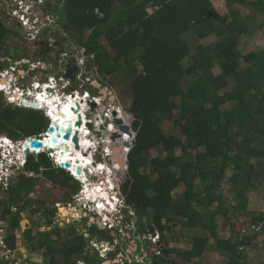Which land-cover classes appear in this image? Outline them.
<instances>
[{"label": "trees", "instance_id": "obj_1", "mask_svg": "<svg viewBox=\"0 0 264 264\" xmlns=\"http://www.w3.org/2000/svg\"><path fill=\"white\" fill-rule=\"evenodd\" d=\"M256 1L264 14V0ZM56 3L55 13L63 31L73 44L93 56L97 77L130 99L128 113L135 118V140L127 156L123 195L126 204L139 209V214L148 218L147 225L160 235L163 258L169 260L166 257L172 253L189 254L201 261L213 252L228 259L227 264H254L245 246L264 236V223H260L264 209L255 212L250 208L251 195L264 187V50L244 54L241 43L257 28L250 27L238 9L231 10L226 21L212 0ZM6 19L0 15V46L19 36L6 25ZM100 38L107 45L98 50ZM187 59L194 64L185 67ZM3 68L0 62V72ZM231 83L232 93L228 95L224 91ZM119 118L127 123L122 110ZM165 123L172 124L170 132L165 130ZM111 124L116 125L115 120ZM49 125L44 112L13 108L0 98V135L16 142L42 139ZM118 138V142L109 140V146L123 172L118 157L128 149L120 145L126 141L123 135ZM153 151L164 156L152 158ZM42 179L74 194L79 191L75 179L56 168L47 152L28 155L17 183L9 186L5 199L0 198V222L8 223L4 240L13 251L24 212L32 207V195ZM225 186L227 193L222 191ZM181 187L184 192L175 198ZM262 199L264 194L259 201ZM41 212L44 225L53 226L55 211ZM245 217L253 218L252 226L260 229L254 236L241 237L243 232H234V221ZM221 220L233 229L228 239L217 231L215 224ZM176 221L204 232L192 237L188 251L166 247ZM96 230L93 226L91 233L95 235ZM28 232L31 235L30 229ZM62 232L55 227L33 238L35 251L45 250L42 264H74V256L85 264L104 263L98 253L86 251L90 241L75 227L66 238ZM255 242L254 248H258Z\"/></svg>", "mask_w": 264, "mask_h": 264}, {"label": "rangeland", "instance_id": "obj_2", "mask_svg": "<svg viewBox=\"0 0 264 264\" xmlns=\"http://www.w3.org/2000/svg\"><path fill=\"white\" fill-rule=\"evenodd\" d=\"M43 1L45 2L46 0H43ZM56 1H60V0H55V2ZM212 2L214 4L216 10L223 17V19H225L226 21H229L230 20L229 12L231 10H233V9L234 10H237L238 9V10H240L242 12V14H244V18L248 21V25L250 27H252V28H257V32L253 36H250L249 38H245L244 40H242L241 50H242V52L244 54H249V53H251L253 51L255 52V51H259V50H264V27L263 26L261 27V23L264 21V14L259 11V9H258L259 6H258V3H257L256 0H212ZM0 14L5 15L4 11H2V8H0ZM60 28H63V26L60 25ZM50 31H52V30H50ZM19 41H22L21 40V36H14V39H13V37H10L9 41H7V47H6V49L8 50L14 44H16V47H19L24 52V54L27 55L28 58L31 59V52H32L33 45L30 44V42H29V48L30 49H28V47L26 45H24L23 43H19ZM106 45H107V42H106V40L104 38L98 39V43H97V49L98 50L101 49V48H103ZM74 53H77V55H78L79 58L84 57V58L89 59L90 62L93 63V65H94L93 56H90L85 51V48H83V47L82 48H79V49H77L76 52H72L71 54H74ZM17 58H20V56L12 57L13 60H16ZM194 62L195 61L192 60V59H187V60H185L184 65H185V67H188L190 65H193ZM93 65L91 64V71H90L91 73H93L92 79L93 80L95 79L97 82H99L98 84H101V86L107 85L108 88L107 87H105L103 89L100 88L99 89V92H96V90H93L95 93H97V95H101V91H103V97H104V99L106 98V101L104 103L106 105V107L103 109L104 112H102L99 109H97L96 112L89 113L88 114L89 117L92 120H95L96 117L99 118V116L100 115H103V113L105 115L106 114L108 115V113H109L108 110L109 111H112V110H114L117 107V108L120 109L119 111H121V110L123 111V115H126L128 117V118H125V121H127V123L124 122V124L125 125H130L131 128H132V123L135 120V118L128 113V107L130 105V99H129V97H127L126 95H124L120 90H118V88H115V87L111 88V86L109 85L108 82L105 83L103 81V78H101V77L98 78L97 77V74H96L97 73L96 68ZM215 72L218 73V70L216 69ZM98 84H97V86H98ZM232 86H233V84L231 83V85L226 88V90L224 91V93H227L228 95H230L232 93L231 92ZM105 90H107V94L104 93ZM69 92H67V94ZM106 95L108 97H111V96L112 97L111 98H107ZM63 96H64V94L61 95V98ZM97 99L99 100L100 103L102 102L100 96H98ZM108 99H110L112 102H110ZM113 99H115V100H113ZM74 106H76V105L74 104ZM227 108H228V106H225L223 110L227 111ZM79 114H80V112H79ZM79 114H78V117H79ZM51 117H52V119H54L52 115H51ZM118 117H119V115H117V118ZM118 119H120V118H118ZM75 120L77 121L78 118H76ZM50 123H51V121H50ZM111 123H112V121L109 122L108 119H104V125L102 126V128H98V127L95 128L94 127L92 129V135L90 137H88V135L86 133H84V134L82 133V136H84L86 139L88 138L87 139V142H88V145H90V146H88L87 149L89 150V152H88V157L90 158L89 161L92 164V167L94 165L93 168H95V170L92 169L93 172H94L93 174L98 173V175L100 176L99 177L100 179H102V171H98L96 169V167H95L96 164L95 163L94 164L92 163L93 160L91 161V157H90L91 156V154H90L91 152L90 151L92 149L91 146H92V144L95 143V141L98 138L96 132L99 133V134H101L102 137H104V139H106V137L110 136L109 139L111 141H113V139H111V138H112V135L114 134V132L116 134H119L120 136L123 135L124 139L126 140L125 142H132V139H133L132 136L129 135V133L127 135V134H123L121 132V127H122L121 125H112ZM108 125H109V128H108ZM111 127L115 128V129L117 128V130L112 131V128ZM164 128H165V130L167 132H170L172 130V124L165 123L164 124ZM94 136H95V138H92ZM86 139L82 140L84 142V147L86 145L85 144ZM119 140L120 139L117 138L115 141L118 142ZM115 141H113V142H115ZM125 142L120 143V145L123 146ZM101 144H102V142H101ZM103 144H106L105 140L103 141ZM106 149L107 148H104L102 151L105 152ZM15 150H16L15 153L14 152H11V151H8L9 153H12L10 156L8 154V156H9L8 157L9 158L8 161H4L5 160L4 155H3V157L0 158V161L7 162L8 166H9V164H11V162H18V149L15 148ZM5 151H6V148L4 150L0 151V154L1 153L2 154H5ZM108 152H112V154H113L112 145L109 146ZM20 153L23 156V153L22 152H20ZM96 154L97 153H95V155H94V156H96L95 157V161L96 162H102L103 160L101 159L100 155L97 156ZM177 155H180V150L179 149L177 150ZM92 156H93V154H92ZM157 156L163 157L164 154L162 152H160V153L159 152H155V151L151 152V157L152 158H155ZM107 158H109V159L104 160L105 163H108V162H110L112 160V157L111 156H109ZM121 158H122V155H119L118 159H121ZM102 167L107 168L106 166H103L102 165V166H99L98 169H101ZM122 169H123V174L122 173L120 174V177L118 179V182L116 181V179L113 180L114 181L113 182L114 183V188L116 190H118V191L120 190V192H121V190H123L124 188L127 187V184H126L127 179L125 178V174L127 173V170H126V167H124V166L122 167ZM96 171H98V172H96ZM93 174H92V176H95ZM6 175H4V177L7 180V185H9L10 181L14 177H17L18 178L20 176L19 175V170H15L13 173L6 174ZM115 175L117 177V174L116 173H115ZM90 182L91 181L88 179V184L87 185L90 187V191H91V193L93 195H89V197H92L93 196L91 198V200H92V199H94V196H96V197H99V199L102 200V197H103V194H104L103 193V189L104 188L107 189V186L105 184H101V186H100V185H98L99 183L98 184H93L95 182H91V183ZM46 184L48 185V183L44 179H42L40 181V183H39V186L41 187V190L39 192L40 194L37 195L36 197H35V195L33 196V198H36V200H35V204L36 205H35V208L34 209H36L35 211H40V213L33 214L30 209H27V211L24 212V219H26V220L23 219L24 221H22L21 224H20V226H21V229H20L21 239L19 240V243H18L19 246H23L25 244H28V242H27L28 239L26 238L27 237V234L24 233L25 231H27L29 229H34V232L37 233V231L38 232H44V231H48V229H49V228L45 227V225H44V222L45 221H44V219L41 216V209L42 208H45V209H48V210H54L53 209V203H52L51 198H50V194L53 193V196L55 197V193L52 191V187L51 186L49 187ZM225 184H227V183H225ZM197 186H198V188H201V185L200 184H198ZM84 188H86V186H84ZM223 188L224 189H222V191L224 192V190H225V192L227 193L226 186L223 187ZM4 190L5 189L0 190V196L1 197L4 196L2 194H5ZM184 190H185L184 187L179 188L176 191L177 194L175 195V198L179 197V194H181L182 192H184ZM263 194H264V187L259 188V191L254 192L251 195V203H250V205H251L250 206L251 211L260 212V211L263 210L264 200L262 199L263 202L262 201L261 202L259 201L260 198L263 197ZM112 195H115V194H112ZM47 197H49V198L47 199V202L46 201L44 202V205L43 206H41L40 203H37V201L46 200ZM103 200H105V199H103ZM107 200H109V199H107ZM107 200H105V202ZM73 202H74V200H73ZM107 203L109 204L110 201H108ZM70 205H71V203H70ZM100 207L102 209L103 208V205H100ZM63 210L62 209L61 210L60 209L57 210L56 211V217H55V224L63 231V237L64 238L65 237H68V233L70 232V228H71L70 227V224H72V227L77 228L78 232L81 235L84 236V234L86 233V230L88 229V225L86 226L84 220L82 221V223H79L78 221H75V222L73 221V220H75L74 218L80 217L81 214H77V215L73 214V209H71V208L68 207L66 210H68L72 214L70 216H64V215H66V213L63 212ZM107 210H109V209H107ZM29 217H31L32 220ZM113 220H114V218H113ZM222 220L219 221V222H217L215 225H217V227H218L217 228V231H219L221 238H224V239L227 238L228 239V238L231 237V234H232L231 232L233 231V229L232 228L225 227L223 225L224 224V221H222ZM234 222L236 224V226H235L236 228H234V232L237 233V232H241L243 229H247L248 227L252 226V224H253V218H251V217H249V219L242 218L240 220H235ZM174 224L175 225L173 226L174 227L173 230L168 233V239L170 241H171V239H173L172 240L173 242H170L171 247H168L169 250H171V249H178V250L188 251V248L191 249V246L189 247L188 245H190L189 243L191 242L192 237L193 236H199L200 233L203 234L202 233L203 231H201L200 228L191 227L188 224L186 225L184 222L181 223L180 221H176ZM259 230H260L259 228H256L255 229V231H256L255 234H257L259 232ZM173 234H176L177 237H173ZM113 239L114 238H112V240ZM117 239H118V237H117ZM148 239H149V236L147 235V240H140L139 241V249L137 251V254L138 255L145 257V255H146L147 252H151V253L153 252L152 243L151 242H148ZM174 239H179V243H177ZM109 241H111V240H109ZM116 241L118 242V240H116ZM255 241L256 240H252L250 247L246 248V246H245V251L249 254L248 255L249 261L252 260V262H254V263L261 264L262 262H264V238L263 239L261 238L260 239V242H257L258 245H260V246H258V248H254V245L256 244ZM118 244H121L122 247H124V248H121V250L125 249V251H128V252H126L127 254L125 255L124 259L127 256H131L132 257V255L134 253H132L133 250H131L129 248L133 244L132 241H128L125 244L122 243V242H119ZM119 247H120V245H119ZM142 249L145 250V253L142 252ZM251 249H253V250H251ZM115 254L116 253H114L112 255L113 256L112 259L106 261V263H104V264H117V262H119V260L116 258V255ZM174 255H175L174 258L177 261H179L180 263H183V264H185V263L186 264H193L194 263V258H192L189 254H184L183 256H181V255L178 256L177 254L174 253ZM57 257H58V259H60L59 256H57ZM139 258L141 259V257H139ZM203 260H204L203 264H227L228 263V259H226L225 257H222V254H220V253H213V252L207 253L206 257ZM196 261H198V260H196ZM198 263H196V264H198ZM144 264H150V263H149L148 260L147 261L145 260V263Z\"/></svg>", "mask_w": 264, "mask_h": 264}, {"label": "flooded vegetation", "instance_id": "obj_3", "mask_svg": "<svg viewBox=\"0 0 264 264\" xmlns=\"http://www.w3.org/2000/svg\"><path fill=\"white\" fill-rule=\"evenodd\" d=\"M44 4L46 7H47V4H49L51 6V7L50 6L47 7V9L51 13V15L55 17V20H54V22L49 23V25H48L49 29H47L44 33L42 32L36 41H34L32 43L30 42V44L33 45L32 52H31V59L28 58V56L25 55L24 52L19 47H16V44H14L13 47L8 49L9 50L8 55H10V50L12 48L15 49V51H17V52H21V54H17V56H20L19 60L26 59L27 61L30 62V64L38 66V70L35 73H33V75H34L33 76L31 74H27L28 70L26 68L25 74H24V76L26 77L25 80H23V81L4 80L2 82V86L7 89V87H5L6 85H4V84L8 82L7 85L11 89H14L17 86L24 87L26 84L32 83L33 81H35L34 77H36V80L44 81L48 76L53 75L55 72H57L59 70V62L63 60L62 66H61V71H63V72L65 71V75H66V70H67L68 65H69L70 69H73L75 67L77 68L76 72L73 74V80H70V78H69V80L71 81V84H70L71 88L70 89L78 90V91H82V92L90 89V91L92 92L94 97L100 96L101 101H102L101 102L102 108L100 111L104 112L103 109L106 107V105L104 104L106 101V98L104 99V97H103V91H101V95H97V93H95L93 91V90H96L94 87H89V85H87V84L84 85V87H80L81 84L79 83L78 77L80 76L79 74L81 73V68L79 67L80 61H84L83 70L86 71L87 73H91V72H88V70H87V64L90 63L93 65V63H91L90 60L87 58H84V57L79 58L77 53L71 54L72 52H76L77 49L82 48V47L73 44L72 41L68 38V36L65 34L63 29L60 28V25H61L60 18L55 13L56 6H57V3L55 2V0H46L44 2ZM1 5H2V3L0 2V8H1ZM6 22H7L6 25L9 26L10 30H11L12 23L10 24V22L7 19H6ZM50 30H52V31H50ZM12 37L14 39V36H12ZM21 40L22 41H19V43H23L24 45H26L28 47V49H30L29 48V41L26 39V37L21 36ZM3 45H4V49L6 51L7 50L6 49L7 43H5ZM6 53H7V51H6ZM64 56H66V57H64ZM62 57H64V59ZM10 60L12 63L18 61V60H13V59H10ZM42 65H46V66H48V68H43ZM16 77H17V74H16ZM84 77L85 76L83 75L81 77V79H84ZM111 97L107 96V98H111ZM0 98H2L4 100V103L7 104L8 106H12L13 108L16 107L15 105H13L8 100V96H7L6 92L0 91ZM108 100L110 102H112L110 99H108ZM27 109H31V108L28 106ZM39 110L44 112L42 109H39ZM117 113L119 115L118 111H117ZM116 118L117 117L113 116V114L111 116V115H109V113H108V115H105L103 113V115H100L99 118L96 117L95 120L91 119L92 123L87 124L86 126L92 135V129L94 127L95 128H97V127L102 128V126L104 125V119H108L110 122V121L116 120ZM108 128H109V125H108ZM96 134L98 136L96 141L98 142V144L101 146V148L103 150L106 147V144H103V141L105 139H104V137H102L101 134H99L97 132H96ZM2 136L3 135H0V138ZM92 138H95V136ZM106 139H107V137H106ZM100 141L102 142V144ZM94 145L95 144H92V146H91L93 149L90 151L91 157H92V154H93L94 149H95ZM43 152H47L49 154L50 158L54 161L56 168H60V166H59V164L56 161L55 156H54L55 151L41 150L39 152H36V150L33 149L34 154H40ZM109 156H111V155H106V157L100 156L101 159L103 160L102 162H96L95 161L96 156H94V158L93 157L92 158L94 159V163L96 165H98V164H101L103 166L115 165L116 160L114 159L113 155L111 156L113 161L111 160L108 163L104 162V160L109 159V158H107ZM126 164H127V162H126ZM67 172H69V171H67ZM69 174L75 179V182L79 185V192H77L76 194L72 193L70 189L65 188L63 186H56V185H52L50 183H48V185L46 184L49 187L51 186L52 191L55 193V197L53 196V193L50 194V198H51V201L53 203V209L55 211V217H56V211L57 210L67 209L68 207L73 209L74 211L76 210L75 215H77L78 212L82 213V216H80L78 218L76 217L74 219L77 220L79 223H82V221L84 220L86 226L88 225V229L86 230V233L84 234V236H85V239H88L90 241V243L88 245L89 247L86 248V251L87 252L89 251L90 254L98 253L100 258H102L101 254L105 253L103 255H106V257L102 258L104 263H106V261L113 258V257H111V254L113 252L103 250V246L106 243H110V241H109L110 237L114 238L113 239L114 241L118 240V243L122 242L125 244L128 241H132V242L134 241L133 244L129 248L131 250H133L132 253H134V254L132 256H133V259L135 260V255L137 254V251L139 249V241L140 240H146L147 235L148 236L151 235L149 232V229H148L149 226L147 225L148 224L147 218L146 217L143 218L139 214V209H133L132 207H129L126 204V201H125V198L123 195L124 189L121 190V192H120V190L119 191L116 190L114 188V183H112L114 181L112 180V182H110L109 181L110 179H108V175L105 173L103 175L102 180L96 176H90L89 180L91 182L99 181L103 184H106V186L108 187V190L110 191V195L115 194V195H112L110 197V199L113 200L115 205H113V206L110 205V206H108V208L100 209V208H98L99 202L98 203L87 202V203L82 204V202H83L82 196L85 195V194H83L84 184L82 183V181H79L78 178L73 176L74 175L73 173L69 172ZM91 175H92V173H91ZM125 178L126 179L128 178V173L125 174ZM40 190H41V187L38 186L36 188L35 197L40 194L39 193ZM33 196L34 195H32V197ZM48 198L49 197H47L46 200L39 201V203H44L45 201L47 202ZM34 199L36 200V198H34ZM106 199H109V198H106ZM73 200H74V202H73ZM106 202H108V201H106ZM70 203H71V205H70ZM107 209H109V210H107ZM64 211L68 212V210H64ZM133 212L135 213L134 216L131 215ZM64 216H67V215H64ZM68 216H70V215H68ZM55 217H54V221H55ZM92 218L94 220H92ZM113 218H114V220H113ZM75 220H73V221L75 222ZM140 222H142L143 225H140ZM93 226H96V228H97L95 235H93L91 233ZM55 227H58V226L54 222V225L51 228L53 229ZM70 227L72 228V224H70ZM117 237H118V239H117ZM92 243L96 244L98 246V248L93 247ZM119 245H120V247H119ZM159 245H160V249H161L162 242L160 239H159ZM121 248H124V247H122L121 244H118L116 246V250H115L116 258L119 260V262H117V264H126L125 262H128V258H127L128 256L125 259H124V257L127 254L126 252H128V251H125V249L121 250ZM173 255L174 254L172 253L171 255L166 257L167 259H169L167 261H169L170 264H172V263L179 264ZM178 256H180V255H178ZM81 261L82 260H80L79 256L73 257V263H78Z\"/></svg>", "mask_w": 264, "mask_h": 264}, {"label": "built area", "instance_id": "obj_4", "mask_svg": "<svg viewBox=\"0 0 264 264\" xmlns=\"http://www.w3.org/2000/svg\"><path fill=\"white\" fill-rule=\"evenodd\" d=\"M2 3L1 8L2 11H4L5 16L7 20L10 22V24H14L17 28L21 29L23 31V36L26 37V39L29 42L36 41L41 33L45 32L47 29H49L48 25L51 22H54L55 17L51 15L49 10L44 4L43 0H0ZM66 57V56H64ZM64 57H62L64 59ZM0 61L3 63L9 62V67L3 69L0 72V91L6 92L8 96V100L19 108H25L27 109L28 106L26 105L27 101H33L37 102L36 100L48 95H51L52 98H58L59 103H71L72 101H76V104L79 103L82 107L81 114H83V120L85 122L84 126V132L89 136L91 133L87 129V124L92 123L91 118L89 117V113L96 112L97 109L101 110L102 105L97 99V97H94L90 89L85 91H78V90H72L71 88V81L69 78L66 77L65 71H61L62 61L59 62V70L55 72L53 75L48 76L44 81L36 80V77H34V80L30 85L29 83L26 84L24 87H15L14 89L9 88L7 83L4 88L2 86V82L4 80L9 81H23L26 79L24 76L25 69L27 68V74L33 75L38 70V66L30 64L29 61L26 59L18 60L14 63L11 62L9 58H4L2 54L0 53ZM43 68H48L46 65H42ZM79 67L81 68V73L79 74V83L81 84L80 87H84V85H89V87H94L95 89L99 90L100 88L97 86V81L92 79L93 73H87L83 70L84 68V61H80ZM17 74V77H16ZM85 76L84 79H81L82 76ZM34 76V75H33ZM81 79V80H80ZM70 91V92H69ZM89 91L91 93H89ZM67 92H69L67 94ZM64 96L61 98V95ZM83 101V103H82ZM89 102L90 104H96V107L92 110L91 107L87 104ZM44 111V114L46 117L52 121V117L49 115L50 112L47 111L46 108L42 109ZM119 111V108H115L112 111H109V114L112 115L114 111ZM107 115V114H106ZM75 122H73V127ZM51 125V124H50ZM67 128V125L66 127ZM46 138V134L43 135V141ZM25 143H28V140L25 141ZM22 153L24 154L25 147L23 143H21ZM33 151V149H31ZM97 150H94L93 154ZM22 156V155H21ZM3 157V156H2ZM6 158L7 156L4 155ZM94 157V156H93ZM18 159H21V157H18ZM26 163V156L21 161L20 165L21 168ZM15 164V162H11V164H7V162L0 161V182L3 181V187L5 189L8 188L9 185H7L6 178L4 175L13 173L14 170L11 169V167ZM18 170H20V167L18 166ZM3 174V175H2ZM7 176V175H6ZM16 210V209H15ZM132 216L135 215L133 212L131 214ZM1 236H0V264L1 263H12L13 260H15L16 253L15 251L9 249L5 243V240L2 236L3 231L1 230ZM160 235L156 232L155 236L149 235L148 242H151L153 245V252L146 253L145 257L140 256L138 254L135 255V260L133 259V256H128V263L131 261L130 264H144L146 258H154L155 256L161 257L162 251H160L159 244ZM147 240V238H146ZM117 242V241H116ZM118 243V242H117ZM93 247L98 248V246L94 243H92ZM104 251H109L116 253V246H113L111 243H106L103 246ZM156 251V252H154ZM142 252L145 253V250L142 249ZM105 254V253H103ZM101 254V257L104 258L106 255ZM141 257V259L139 258ZM83 264V263H82Z\"/></svg>", "mask_w": 264, "mask_h": 264}, {"label": "bare ground", "instance_id": "obj_5", "mask_svg": "<svg viewBox=\"0 0 264 264\" xmlns=\"http://www.w3.org/2000/svg\"><path fill=\"white\" fill-rule=\"evenodd\" d=\"M46 98L47 99H45L44 97H41V98H39V99L36 100L37 101L36 104H38L40 106V109L46 108L47 111L50 112L49 115L50 116L52 115L53 118H54V120H58L57 122H60L61 125L64 126V127H66V125L68 124L69 121L76 122L75 119L78 118V114H76L74 112V110H77L76 109V106H74V104L76 105V101H72L71 103H63V104L61 103L60 104L58 98H52L51 95H48ZM27 103H29V101L26 102V105L29 106ZM81 111H82V107H81V109L79 111L80 114H81ZM59 112L65 113L66 117L62 118L61 116H59ZM81 117H82V121H83L82 127L81 128L73 127V134H74L75 131H78L79 132L80 150L79 151H76V150L73 149L74 148V145L71 142V140H70V142H66V141L60 139L59 140L58 152L55 151L54 152V156H55V159L58 162V164H61L62 162H70V163H72V168L69 170V172L73 173L74 174L73 176H75L76 178H78L79 181H82V183L84 184V186H86V188H83V194H85V196H82L83 197L82 204L87 203V202H89V203H92V202L98 203L99 202L98 208L101 209L100 205H103V208H108V206H110V205H112V206L115 205V203L113 202V200L111 201V199H110L111 195H110V191L108 190V187H107V189H105V188L103 189V193H104L103 194V197L104 198L102 197V200L99 199V197H96V196H94V199H92V200H91V198L93 196L92 197H89V195H93V194L91 193L90 187L87 184H88V179L90 178V176H92L91 173L92 174L94 173L93 170H92L93 167H94V165L92 167V164L90 163V161L88 159V152H89V150L87 148L90 145H88V142H87V139L88 138L86 139L84 136H82V133L84 134L86 132H84L85 122L83 120V114H81ZM118 118H116V119H118ZM120 119H122V118H120ZM109 138H110V136H108L107 139H105V142L108 143V145L105 147L107 149H106V151L104 153H107V155H111L112 156L113 155L112 152H108V150H109V140H110ZM84 139H86V141H85V144H86L85 147L86 148L84 147V142L82 141ZM44 143H45L46 147L49 146V144H50L49 137L48 138L46 137V139L44 140ZM4 144H5V142L3 143V145ZM28 145H29V141H28ZM65 145H68L69 146L71 152L64 153L63 155H61L60 154V151L64 149V146ZM26 148H29V146H26L25 149ZM45 150H48V149H45ZM39 151H41V150H39ZM39 151H36V152H39ZM92 163L94 164L93 161H92ZM78 166H81V168H82V175L81 176H78L76 174V167H78ZM105 166L107 168L102 167L101 169H98L95 166L98 171H102V179H103V175L105 173V174L108 175V179H110L109 180L110 182H112V180H114V179H116V181L118 182V179L120 177V174L123 173V172L120 171V169L117 166V164L115 163V165H113V166L112 165H108V166L105 165ZM87 169L89 171V176H86V174H85V172H86ZM98 171H96V172H98ZM115 173L117 174V177L118 178L116 177ZM93 175H95L96 177H100L98 175V173H95ZM93 184H98V185L101 186V184H103V183L97 181V182H95ZM106 198H109V200H107ZM103 199H105L107 201H110V203L108 204ZM64 210H63V212H65L67 216L72 214L69 211L66 212ZM73 214H76V210L75 211L73 210ZM77 214H80V213L78 212ZM75 221H77V220H75ZM110 243L113 246H117L118 245V243L116 241H114V240H111ZM125 263L126 264H129L128 262H125Z\"/></svg>", "mask_w": 264, "mask_h": 264}, {"label": "water", "instance_id": "obj_6", "mask_svg": "<svg viewBox=\"0 0 264 264\" xmlns=\"http://www.w3.org/2000/svg\"><path fill=\"white\" fill-rule=\"evenodd\" d=\"M12 32H15L17 35L19 36H23V31L19 28H17L14 24H12V28H11ZM4 49V45L2 44L0 46V51L5 54V51L3 50ZM17 54H21V52H17ZM15 55V50L12 48L10 50V56H14ZM77 68H73V69H70L69 68V65L67 66V70H66V77L67 78H70V80H73V74L76 72ZM87 70L88 72L91 71V64L88 63L87 64ZM98 87L100 88V85H98ZM90 93V91H89ZM105 94H107V91L105 90L104 92ZM114 100V99H113ZM83 103V101H82ZM29 105V107L33 110H39L40 109V106L38 104H36L35 102H29L27 103ZM87 104L91 107V109L93 110L95 107H96V104H90L89 102H87ZM76 109L77 110H74V112L76 114H79V111L81 109V106L79 103L76 104ZM118 113L117 111H114L113 112V116L117 117ZM59 116H61L62 118L66 117L65 113L63 112H59ZM60 117V118H61ZM58 120H52L51 121V125L49 126L47 132H46V137L48 138L49 137V146L46 147L44 141L42 140H39L38 138H29L28 141H29V145L28 143H25L24 144V147L26 146H29V148H26L24 150V154L25 155H29L30 154V149H34L36 151H39V150H45V149H48L50 151H56L58 152V147H59V140L62 139L66 142H71L73 143L74 145V150L76 151H79L80 150V139H79V132L78 131H75L74 134H73V122L72 121H69L68 124H67V128H65L64 126L61 125L60 122H57ZM115 123L116 125H121V130L123 133H129V135L132 136V142H125L124 145L126 146V148L128 149V151L126 152V154L123 156L122 155V158L119 159V163L121 164V166L123 167H126V170H127V156L129 154V152L131 151L132 147H133V142L135 140V133L133 132L132 128L130 125H125L124 124V121L121 120V119H116L115 120ZM83 125V121H82V117L81 115L79 114V117H78V120L75 122L74 126L76 128H81ZM73 134V136H72ZM118 137H120L119 134H116L114 133L112 135V138L113 141H115ZM68 152H71L70 148L68 145H65L64 146V149L60 151V154L63 155L64 153H68ZM78 163V162H77ZM60 168L64 169L65 171H69L71 168H72V163L70 162H62L61 164H59ZM76 174L78 176H81L82 175V168L81 166H78L76 167ZM86 176H89V171L88 169L86 170L85 172ZM31 176H34L33 174H31ZM17 183V181H13L12 184L15 185ZM81 216H82V213H80ZM92 220H94L92 218ZM260 223H264V217L261 219V222ZM140 225H143L142 222H140ZM257 228V225H254V226H250L248 228L247 231L241 233V237H244V236H248V237H251V236H254L255 234V229ZM149 232L152 236H155L156 235V232H155V229L153 226H149ZM244 243H242L243 245ZM158 246H160L158 244ZM156 252V251H154ZM240 256L238 255V258ZM147 260L149 261L150 264H170L169 261L165 260L163 258V256L161 257H157L155 256L153 259L152 258H147ZM174 264V263H172Z\"/></svg>", "mask_w": 264, "mask_h": 264}, {"label": "crops", "instance_id": "obj_7", "mask_svg": "<svg viewBox=\"0 0 264 264\" xmlns=\"http://www.w3.org/2000/svg\"><path fill=\"white\" fill-rule=\"evenodd\" d=\"M9 51V50H8ZM54 120V119H53ZM87 150V149H86ZM93 157V156H92ZM88 159L90 160V158L88 157ZM99 166H102L101 164H98V165H96V167L98 168ZM93 170H95V168L93 169ZM21 171V170H20ZM11 174V173H10ZM2 195H4V196H0V198H2V199H5L6 198V195L5 194H2ZM37 203H39V201H37ZM35 201L33 202V205H32V207L30 208V210L32 211V210H36V209H34L35 208ZM40 205L41 206H43L44 205V203H40ZM6 207H8V206H6ZM9 208V207H8ZM43 210L45 209V208H42ZM263 209H264V207H263ZM11 210H12V212H15V209H14V207L13 208H11ZM66 210V209H65ZM261 212V211H260ZM37 213H40V211H37ZM35 214V213H34ZM41 216H42V212H41ZM31 220H32V218L31 217H29ZM245 219H249V217H245ZM24 220H26V219H24ZM24 220H22V221H24ZM45 227H47L46 225H45ZM52 227V226H51ZM51 227H49V229H48V231H50L52 228ZM7 228H8V223L6 222V221H1L0 222V231L2 230L3 231V233H2V236H3V238L5 239V237H6V234H7ZM249 228V227H248ZM248 228L247 229H243L241 232H245V231H247L248 230ZM21 229V228H20ZM20 229L16 232V234H17V248L14 250L15 251V253H16V257H15V260H13L12 261V263H6V264H42L43 263V261H45V259H44V257H43V254H44V252H45V250H43V251H41V252H38V251H35V243H36V240L35 239H33L34 237H36V236H38L39 235V232L37 231V233H35L34 232V229H30L31 231H32V233H31V235L29 234V232H28V230L27 231H25L24 233H26L27 234V242H28V244H25V245H23V246H19V240L21 239V232H20ZM201 230V229H200ZM48 231H44V232H48ZM202 231V230H201ZM19 232V233H18ZM219 232V231H218ZM1 233V232H0ZM35 233V234H34ZM203 234H199V235H204V232H202ZM220 234V233H219ZM62 235H63V232H62ZM174 235V234H173ZM194 237V236H193ZM64 238V237H63ZM66 238V237H65ZM263 239L264 238V236H260V237H258L257 239H256V241L257 242H260V239ZM227 239V238H226ZM173 239H171V241L170 242H173L172 241ZM177 243H179V239H174ZM212 240V239H211ZM255 240V239H254ZM134 242V241H133ZM170 242H169V244L166 246V247H171V245H170ZM211 243L213 242V240L212 241H210ZM6 243V242H5ZM190 245H188L189 247L191 246V242L189 243ZM251 245H249V247H250ZM260 246V245H259ZM254 249V248H253ZM253 249H251V250H253ZM188 250H190L189 248H188ZM247 253V252H246ZM207 255V254H206ZM206 255H204V257L202 258V260L200 261V260H198V259H194V263L193 264H196V263H198V264H203V262H204V258L206 257ZM248 253H247V257H248ZM174 257H175V255H173ZM196 260H198V261H196ZM177 261V260H176ZM251 262H252V260H251ZM85 264V262H78V264ZM131 263V261H129V264ZM178 263L179 264H183V263H180L179 261H178ZM254 263V262H253ZM74 264H77V263H74ZM254 264H257V263H254ZM261 264H264V262H262Z\"/></svg>", "mask_w": 264, "mask_h": 264}, {"label": "clouds", "instance_id": "obj_8", "mask_svg": "<svg viewBox=\"0 0 264 264\" xmlns=\"http://www.w3.org/2000/svg\"><path fill=\"white\" fill-rule=\"evenodd\" d=\"M4 51H5V49H3ZM15 50V49H14ZM7 51V50H6ZM6 51H5V54H3L1 51H0V53L2 54V56L4 57V58H9V59H12V57H17V53H16V51H15V55L14 56H8L7 55V53H6ZM16 60H19V58H17ZM1 62V61H0ZM2 64H3V66H4V68L3 69H5V68H8L9 67V62H6V63H3V62H1ZM2 69V70H3ZM1 70V71H2ZM97 83H99V82H97ZM31 83H29V85H30ZM98 85H100V88H104L103 86H101V84H98ZM38 111H40V110H38ZM117 111V110H116ZM51 124V123H50ZM50 126V125H49ZM49 128V127H48ZM88 129V128H87ZM89 130V129H88ZM46 134V133H45ZM72 136H73V134H72ZM91 136V134L88 136V137H90ZM43 137V136H42ZM29 139V138H28ZM28 139H26V140H28ZM44 139H46V138H44ZM26 140H23V141H18V142H16V141H13L12 139H10V138H8L7 136H2L1 138H0V151H2V150H4L5 148H6V151H5V154H0V158L3 156V155H6L7 157L5 158V160L4 161H8V157L12 154V153H9L8 151H11V152H16V150H15V148H17L18 149V157H21V159H18V162H15V164H13V166L11 167V169L12 170H18V166L20 167V170H19V175H21L22 174V170H23V168H24V166H25V164H24V166L21 168V165H20V163H21V161L24 159V157L26 156V159H27V155H25V154H23V156H21V150H22V148H21V143H23V145L25 144V141ZM39 140H42L43 141V138L42 139H39ZM5 142V144L3 145V143ZM95 145H94V150H97V156L98 155H100V156H102V157H106V153H104V151H102V148H101V146L98 144V142L97 141H95V143H94ZM108 145V143H106V146ZM32 149V148H31ZM30 149V154L29 155H31V154H33V155H36V154H34L33 153V151ZM91 150H93V149H91ZM100 152V153H99ZM8 154H9V156H8ZM93 156H94V154H93ZM91 157V156H90ZM91 160H93V162H94V159L91 157ZM94 169V168H93ZM69 173V172H68ZM17 180V177H14L11 181H10V183H9V186L12 184V182L13 181H16ZM7 181V180H6ZM3 181H1L0 182V190H3V189H5L4 187H3ZM13 185V184H12ZM9 186H8V188L7 189H5L4 190V192H5V195H7L6 194V191L9 189ZM15 209V208H14ZM148 253V252H147ZM113 254V253H112ZM81 262H83V261H81ZM134 264H137V263H134Z\"/></svg>", "mask_w": 264, "mask_h": 264}]
</instances>
